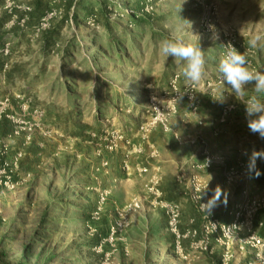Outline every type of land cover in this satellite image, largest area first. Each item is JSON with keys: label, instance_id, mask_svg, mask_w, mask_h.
Listing matches in <instances>:
<instances>
[{"label": "rangeland", "instance_id": "rangeland-1", "mask_svg": "<svg viewBox=\"0 0 264 264\" xmlns=\"http://www.w3.org/2000/svg\"><path fill=\"white\" fill-rule=\"evenodd\" d=\"M44 1H49L46 12L57 13L51 28L68 20L50 55L42 51L46 31L39 33L38 25L26 23L21 27L24 17L35 11V0H4L0 9L10 15L6 31H25L22 44L10 37L4 40L10 44L11 63L6 73L0 69V168L7 165L14 185L12 190L0 187V264H205L201 259L188 263L174 256L166 216L146 199L150 174L139 172L149 168L144 151L148 143L154 144L152 135L156 131L158 137L169 135L161 125L146 131L152 119L150 85L162 92L157 82L165 79L170 64L180 69L185 64L165 57L160 52L162 41L181 36L200 48L216 43L202 35L201 9L186 0L150 4L103 0L113 9L107 21L99 0ZM209 2L219 12L225 9L229 18L222 25L235 29L246 57V44L256 35L262 37L253 60L264 68V0ZM131 17H136V26L130 27ZM110 34L121 41L122 56L110 50ZM252 88L246 86L245 99L254 94ZM202 93L215 109H221L220 121L227 107H235L224 123L244 104H238L240 100L226 85L216 93ZM197 102L200 109V98ZM177 114L170 119L171 130ZM213 134L222 137L223 147L217 153L211 149L210 155L224 161L225 173L236 172V200L246 189L252 197L264 196V158L256 161L259 184L254 182L255 171L247 167L253 151H264V139L244 128ZM105 162L107 168L102 167ZM184 173V168L179 170L174 180ZM174 180L167 181L168 192L175 193ZM105 192L109 196L103 200ZM136 198L142 199V209L129 216V227L122 228L119 213ZM192 212L196 214L194 208ZM259 216L264 221V213ZM150 219L158 227L150 230L151 244L144 254L139 236L147 232L143 223ZM133 221L142 226L134 228Z\"/></svg>", "mask_w": 264, "mask_h": 264}, {"label": "built area", "instance_id": "built-area-1", "mask_svg": "<svg viewBox=\"0 0 264 264\" xmlns=\"http://www.w3.org/2000/svg\"><path fill=\"white\" fill-rule=\"evenodd\" d=\"M166 0H158V2H164ZM189 3L195 5V7L201 9V29L202 35L208 37L209 39L220 42L221 44V56L226 52V46L231 44L238 51H240L238 35L234 28L224 29L219 26V8L210 3L209 0H186ZM148 4L152 3L153 0H146ZM153 5H148L147 8L151 10ZM109 15L112 13V7L107 8ZM150 12L149 10H147ZM57 17L56 12H46L43 19L38 24L37 31L43 33L49 30L51 27L50 22ZM118 17L124 18L123 14H119ZM24 17L22 21V26L27 23ZM130 27H133L131 24ZM241 52V51H240ZM2 55L8 57L10 55V44H4ZM255 51H248V61L251 68L256 70L264 71V68L258 67L253 57ZM8 66L4 68V72ZM3 72V71H2ZM3 72V73H4ZM226 85L229 91L231 88L220 80V75L216 80L206 82L204 84H192L187 85L181 84V74L179 72H174L168 81V86L162 92L158 93L153 91L155 88L150 85V104L152 111L151 123L147 124V129L151 133L157 125H161L165 133H170V119L177 114L179 110V105L181 102H187L193 111L198 109L197 107V95L201 91L205 90L211 94L216 93L217 88ZM235 110V107H227L224 110L221 122H225V116ZM2 111L0 110V123L2 120ZM175 141L179 145H189L192 147H202L206 145L204 140L199 139H188L177 134H173ZM152 149L148 156L149 160L157 159L160 155L159 151L154 145H150ZM142 153V150H140ZM205 161L203 164L199 165L201 171H210L219 161L210 155V153L204 151ZM109 166L108 162L103 163L102 167L107 168ZM7 165L0 168V187L12 190L14 185L12 182L11 171L7 170ZM127 168V166H126ZM129 169V168H128ZM141 174H148L150 169L148 167H143L139 169ZM237 176L236 172L232 169L226 173L224 183L217 185L222 190V195L218 206L221 205L224 199V188L233 186L236 182ZM177 182L181 185L187 187L185 195L190 199V201L195 206L196 210L200 213L202 217L201 234L202 237L199 241H195L191 244L190 250L185 249V241L197 237L198 231H187L183 232L181 230L182 222V207L176 202H169L163 199L162 192L160 190L161 178L158 175H154L147 185L146 199L150 201L151 206L155 209H159L164 212L167 219V231L173 238L172 252L178 259L191 263L196 260H200L204 254L214 253L215 248L221 249L220 262L221 264H264V236L261 235V231L264 229V221H258L257 217L260 213H264V196L262 197H252L248 189L244 190L240 198L236 200L228 212L231 221L229 223L223 222L217 215L215 207L212 209L211 213L208 214L207 211L202 207L201 204L207 203L209 196V186L203 181V178L199 174H194L191 176H186L182 174L177 177ZM207 185V187H206ZM206 187V188H205ZM216 187V188H217ZM205 188V189H203ZM215 188V189H216ZM214 189V192H215ZM105 200L109 196V192L104 193ZM199 195L201 198L199 199ZM143 201L142 199L136 198L126 205L119 213L123 219V227H129L130 221L129 216L138 212L142 209ZM217 206V207H218ZM242 260V261H240Z\"/></svg>", "mask_w": 264, "mask_h": 264}, {"label": "crops", "instance_id": "crops-1", "mask_svg": "<svg viewBox=\"0 0 264 264\" xmlns=\"http://www.w3.org/2000/svg\"><path fill=\"white\" fill-rule=\"evenodd\" d=\"M3 5H4V0H0V9L2 8ZM220 9L221 11L218 19L219 26L221 28L228 29L230 27L223 26L222 22L226 21L227 18H229V16L227 15L223 7H221ZM236 14H239L238 11ZM31 18L32 19L29 23V26L33 27L37 24L38 17L32 15ZM233 18L234 17L231 16L230 19ZM9 20H10V15L7 12L3 11L0 13V67L2 66L1 69H4L6 66L9 65V63H11L10 58L3 56L1 53L4 47V40L10 37L12 39H15L19 44H22L25 38V35H23L25 34V31H21L20 29H15L13 31H6V26ZM246 45H247V49L249 50H246V48H244V50H246L247 52L250 51V48H252L251 49L252 51H256V48L251 46L249 42ZM201 50L204 51V57L206 61V65H205L206 74L203 81L217 78L215 76L219 74L218 65L221 59L220 42H216L214 45H207V47H203V48L201 47ZM184 67L185 64L183 65V63H182V69H180L178 65L174 66L170 64L169 67L170 70L166 72L165 79L163 81H158V82L156 81L159 85L158 89L162 88L159 89L162 91L166 89L169 78L176 71L180 72L182 75V80H181L182 85L191 83L187 81L186 78L183 76ZM4 73H6V71ZM203 81L201 83H203ZM162 84L163 86H160ZM199 98L201 100V108L197 109L196 111H193L192 109L188 108L189 104L187 102H183L181 104V107H179V112L177 114L178 116L171 121L172 130L169 133V135L165 134L163 135V138L158 137L157 131L152 135V142L154 143L153 145L157 150H159L160 155L157 159L154 160L152 159L149 160L150 163L148 162L150 169L149 172L150 177L152 178L154 175H158L161 178L160 190L162 192L163 199L169 202H176L180 204L182 207L181 230L183 232L193 231V230L198 231L197 237L194 238L192 237L185 241V249L187 251L190 250L191 244L193 242L199 241L202 237L200 231L202 225V217L200 213L196 210L195 206L190 201V199L185 195L187 187H185V185L182 187L179 186L181 184H179L176 180H174V178H176L178 171L182 170L183 168L185 170L184 174L188 177L194 174H199L202 176L203 181L209 186V191H210L209 196H212L214 193V189L217 187V185L224 183L226 176L225 172L226 169L228 168V166H226L223 160L219 161V163H217L218 165H215L210 171H201L199 168V165L203 164L205 161L204 151L212 154L213 151L216 152L215 150L218 149L220 150V148L223 147L222 137L220 136L219 138H216L215 134L213 133L217 130H220L221 134L224 130H226V132L229 133L239 132L243 128L249 130L247 126L248 117L246 116V112H243V108H245V105L242 104V101H238V104H242L241 105L242 107H240L236 112L232 113L227 123L223 124L220 121L221 109L219 110L217 107L215 109L216 105H214L212 101L211 103L209 100H207L206 96H204L203 93L202 94L198 93L197 99ZM233 102L236 103L234 99ZM173 134H177L179 136L188 139L204 140L206 142V145L204 146V148L192 147L189 145L181 146L175 141ZM151 151L152 149L148 147L144 151V154L149 155ZM219 154L221 153L219 152ZM232 161L235 162V160ZM139 166L140 165H138V167ZM107 173L108 174L110 173L109 170H107ZM169 179L174 180V183H176L175 193L167 191L166 186H167V181ZM235 191H236L235 186L225 187L224 196L227 197V205L225 206L222 201L220 206L215 207L218 217L225 223H229L231 221L228 212L230 211L232 204L236 201V198L234 196ZM193 208L195 209L196 214L192 212ZM259 218L260 216L258 215L257 217L258 221H260ZM136 225L138 227L142 226L140 222L133 221L134 228L136 227ZM143 226H146L147 232L143 234L144 235L143 237L139 236L140 241L138 243L140 245V248L142 249V252L144 250V254H146L148 252L147 246L151 244L148 242L150 230L152 229L153 232H155L156 227H158V223L153 222V220L150 219L147 220L146 223H143ZM261 235L264 236V229L261 231ZM170 238L173 244V238L171 237V235ZM220 256H221V249L216 247L214 253L204 254L200 261L205 264H215V260L217 259L220 260Z\"/></svg>", "mask_w": 264, "mask_h": 264}, {"label": "clouds", "instance_id": "clouds-1", "mask_svg": "<svg viewBox=\"0 0 264 264\" xmlns=\"http://www.w3.org/2000/svg\"><path fill=\"white\" fill-rule=\"evenodd\" d=\"M261 39L260 35H256L250 41V45L253 47L257 46ZM226 48L227 50L221 56L218 65L220 80L227 84L235 97L245 104L249 130L264 139V71L251 68L246 55L231 44H228ZM160 52L165 57H173L177 63H185L183 76L187 81L199 85L204 80L206 61L204 51L201 50L198 44L187 42L181 36H173L162 41ZM247 85H253L252 93L254 94L248 95L247 99H245ZM258 158H264V151H253L247 165L248 170L255 171L256 176L260 175V172L256 170ZM221 195L222 190L217 187L214 195L208 199L207 203L201 204L208 214L211 213L214 207L218 206ZM200 198L201 196L199 195ZM223 203L225 206L227 205L226 196Z\"/></svg>", "mask_w": 264, "mask_h": 264}, {"label": "trees", "instance_id": "trees-1", "mask_svg": "<svg viewBox=\"0 0 264 264\" xmlns=\"http://www.w3.org/2000/svg\"><path fill=\"white\" fill-rule=\"evenodd\" d=\"M100 2H101V7H102V13L105 15V18H106V20L107 21H109V19H110V17H109V12H108V10H107V7H106V4H105V1H103V0H99ZM48 3H49V1H44V0H35V2H34V4L33 5H35L34 7H35V11L33 12V13H31L30 14V17H29V21H28V23H26V25L28 24L29 25V23H30V21H31V16L32 15H35L36 17H38V22H37V24L36 25H38L39 24V22L43 19V17L45 16V14H46V10H47V6H48ZM132 18V20H131V24H134L135 26L137 25V19H136V17H131ZM65 21H68L67 20V18H65L64 19V21H61L60 23H58V25H56V26H53V28H51V29H49L48 31H46L45 33H44V35H43V52L45 53V54H47V55H50V53H52V52H54V49H55V47H56V45H57V41L60 39V32H61V29H62V26L64 25V23H65ZM108 29H110V27H108ZM129 34H130V32L129 31H126L125 32V36H126V38H128L129 37ZM112 34H110V37H109V39H110V41H109V43H110V50L112 51V52H115L116 53V55H118V56H122V54L121 53H119L118 51L119 50H122L121 49V47H120V43H121V41H119V40H114L113 38H112ZM20 40H22V39H20ZM98 52H99V54H101L102 56L104 55V53H103V51H102V49L100 48V49H98ZM128 56V55H127ZM2 68V66L0 67V69ZM261 180H262V178L261 177H259V176H256V177H254V182H255V184H259L260 182H261ZM87 212H89L88 210H87ZM86 219H87V221L88 222H90L91 221V219H90V214H88V216L86 217ZM42 223H44V220H43V222ZM29 251H30V247H27L26 248V250H25V255H24V258H25V260H27V259H29L28 257H26V255L27 254H29Z\"/></svg>", "mask_w": 264, "mask_h": 264}]
</instances>
